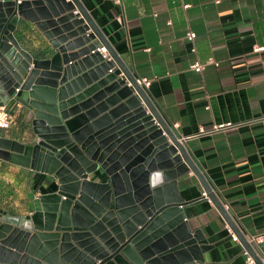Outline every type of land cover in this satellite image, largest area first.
<instances>
[{"label":"water","instance_id":"1","mask_svg":"<svg viewBox=\"0 0 264 264\" xmlns=\"http://www.w3.org/2000/svg\"><path fill=\"white\" fill-rule=\"evenodd\" d=\"M16 2L0 0V105L15 101L29 110L36 141L26 145L0 136V158L54 174L61 184L48 196L55 208H44L58 213L49 229L39 221L43 206L38 200L33 214L0 213V264H205L199 231L193 230L192 239L180 245L171 238V232L183 226L191 232L183 212L189 203L176 189L177 181L189 172L199 178L208 199L261 264L176 132L104 39L81 0ZM20 19L44 34L53 48L50 56L34 59L21 48L14 35ZM100 45L106 46L110 60L90 52ZM108 92L117 103L105 123L99 122L91 137L79 140L68 121ZM122 139L125 146L119 147ZM75 161L81 169L71 165ZM99 169L108 176L106 182L86 178ZM73 204L81 209L79 223L70 216ZM108 209L118 214L120 233L105 225L102 214Z\"/></svg>","mask_w":264,"mask_h":264},{"label":"crops","instance_id":"2","mask_svg":"<svg viewBox=\"0 0 264 264\" xmlns=\"http://www.w3.org/2000/svg\"><path fill=\"white\" fill-rule=\"evenodd\" d=\"M81 2L126 68L150 80L147 93L164 120L178 125L177 134L186 136L200 126L251 120L264 114V50L253 52L254 46H264V0ZM27 23V30L18 24L14 35L22 49L41 59L36 50L51 45L35 24ZM187 31L195 32L193 41L185 37ZM210 58L213 63H206L201 72L190 68L194 61L205 63ZM105 94L68 121L79 140L91 137L117 103L112 93ZM7 107L13 124L0 131V136L33 144L36 135L31 112L15 101ZM123 142L120 146L116 143L114 149L125 146ZM185 148L234 228L246 237L264 235V121L191 138ZM71 165L82 168L77 161ZM86 178L108 180L100 169L87 173ZM60 184L54 174L0 158V213L33 214L38 200L43 206L39 221L49 229L56 224L58 213L44 208H55L48 196L56 194ZM176 187L180 198L189 203L183 212L191 229L187 232L183 226L171 232L176 245L191 240L192 231L197 230L205 264H245L242 244L231 239L219 210L207 200L192 202L202 196L199 178L189 172ZM80 210L74 204L71 207L75 223L81 222L77 219ZM102 217L108 229L120 233L122 224L115 211L108 209ZM259 247L264 255V242Z\"/></svg>","mask_w":264,"mask_h":264},{"label":"built area","instance_id":"3","mask_svg":"<svg viewBox=\"0 0 264 264\" xmlns=\"http://www.w3.org/2000/svg\"><path fill=\"white\" fill-rule=\"evenodd\" d=\"M20 1L21 0H17L16 3L18 4V3H20ZM110 1H112L114 4H120L121 3V0H110ZM213 1L216 3L219 2V0H213ZM73 13L76 14V13H78V11L73 10ZM87 32H89V31H87ZM185 37L189 41H193L196 37V34L193 31H187L185 34ZM192 50H194V48H192ZM262 50H264V46H254L253 47V52H259ZM90 52L91 53L99 52L104 60H110L111 59L109 52H108L106 46H104V45H100L99 47H96L95 49L91 50ZM206 63H213V60L210 58L205 63H202L199 61H194L193 63L190 64V68L196 72H201ZM111 70L112 69H110L109 71H111ZM135 80H136L137 84H139L145 91H147L148 87L150 86V80L147 77L135 76ZM18 90H19V88L15 89V93H14L13 97L18 93ZM261 120L264 121V114L257 116L256 118H253L251 120L238 121V122L226 121V122H220V123H213L208 127L200 126L196 132L189 134V135H186V136H181V135L176 133V138H177V141L185 147L186 141L191 139V138H197V137H201V136H209V135L219 133V132H225L228 130L238 129V128L246 125V124H250L252 122L261 121ZM12 124H13V116H12L11 112L9 111L7 104L0 105V130H2V131L9 130V128L12 126ZM177 127H178L177 124L171 125L172 130L175 132H176ZM202 196L206 197L207 198L206 200L209 203H211L210 199H208L207 194L204 190L202 192ZM225 227H226L227 232L229 233V236L231 237V239L235 242H240L238 235L234 232L233 228L228 223H226ZM245 238H246L247 242L253 247L257 258L259 259V262L261 264H264V255L260 251V247H259V245L262 242H264V235L257 234V235L249 236V237L245 236ZM243 254L245 257V264H256L253 256L250 255L249 252L244 247H243Z\"/></svg>","mask_w":264,"mask_h":264},{"label":"rangeland","instance_id":"4","mask_svg":"<svg viewBox=\"0 0 264 264\" xmlns=\"http://www.w3.org/2000/svg\"><path fill=\"white\" fill-rule=\"evenodd\" d=\"M27 22H29V21L26 20V19H21V21L19 22V24L21 26V29L27 30L29 28V25H28ZM31 24H33V23H31ZM52 53H53L52 47L51 46H47V47H43V48H40V49L36 50V54L35 55H38V56H40L42 58H45V57L50 56ZM0 131H2V130H0Z\"/></svg>","mask_w":264,"mask_h":264},{"label":"bare ground","instance_id":"5","mask_svg":"<svg viewBox=\"0 0 264 264\" xmlns=\"http://www.w3.org/2000/svg\"><path fill=\"white\" fill-rule=\"evenodd\" d=\"M178 223H179V222H178ZM178 223H177V221H176V224H177V225H178ZM176 224H175V225H176Z\"/></svg>","mask_w":264,"mask_h":264},{"label":"clouds","instance_id":"6","mask_svg":"<svg viewBox=\"0 0 264 264\" xmlns=\"http://www.w3.org/2000/svg\"><path fill=\"white\" fill-rule=\"evenodd\" d=\"M161 175H162V173H161Z\"/></svg>","mask_w":264,"mask_h":264}]
</instances>
